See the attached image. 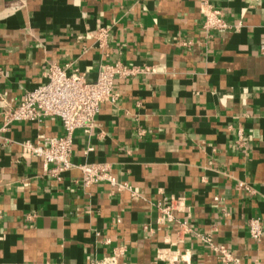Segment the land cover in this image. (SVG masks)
Masks as SVG:
<instances>
[{
  "label": "crops",
  "instance_id": "obj_1",
  "mask_svg": "<svg viewBox=\"0 0 264 264\" xmlns=\"http://www.w3.org/2000/svg\"><path fill=\"white\" fill-rule=\"evenodd\" d=\"M263 44L264 0H0V126L48 64L152 68L114 77L56 175L25 145L58 117L0 131V264H264ZM88 164L112 181L84 186Z\"/></svg>",
  "mask_w": 264,
  "mask_h": 264
},
{
  "label": "built area",
  "instance_id": "obj_2",
  "mask_svg": "<svg viewBox=\"0 0 264 264\" xmlns=\"http://www.w3.org/2000/svg\"><path fill=\"white\" fill-rule=\"evenodd\" d=\"M202 27L206 31L222 32L230 26L219 10L209 9L204 13ZM260 50L264 53V44L260 46ZM137 71L148 72L152 71V68H129L120 62L104 63L99 66L95 80L87 81L82 74L74 71L67 73L60 65L48 64L43 70L45 82L24 93L16 107L4 111L0 131L13 121H38L43 116L58 117L64 130L62 135L42 137L34 143L25 145L31 154L42 157L45 168L53 163L54 168L51 171L56 175L72 166L69 160L72 132L76 128L88 131L94 124L100 105L106 100L113 99L114 77H125ZM80 168L82 171L80 180L84 186L103 180L112 181L104 164L81 165ZM238 185L249 189L244 184ZM248 231L252 238H260L262 228L259 218L249 219ZM218 251L224 259L229 255L224 247H219ZM116 262L117 254L114 253L92 264Z\"/></svg>",
  "mask_w": 264,
  "mask_h": 264
}]
</instances>
